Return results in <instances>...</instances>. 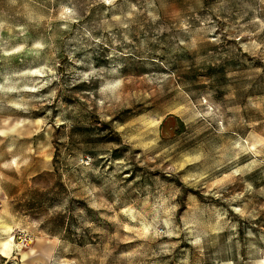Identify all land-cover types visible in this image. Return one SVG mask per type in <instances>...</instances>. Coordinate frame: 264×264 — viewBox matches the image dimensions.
Returning <instances> with one entry per match:
<instances>
[{
    "label": "rangeland",
    "instance_id": "374dc122",
    "mask_svg": "<svg viewBox=\"0 0 264 264\" xmlns=\"http://www.w3.org/2000/svg\"><path fill=\"white\" fill-rule=\"evenodd\" d=\"M11 235L0 264L38 239L49 264H264V0H0Z\"/></svg>",
    "mask_w": 264,
    "mask_h": 264
},
{
    "label": "bare ground",
    "instance_id": "6f19581e",
    "mask_svg": "<svg viewBox=\"0 0 264 264\" xmlns=\"http://www.w3.org/2000/svg\"><path fill=\"white\" fill-rule=\"evenodd\" d=\"M13 131V130H12ZM44 239H38L37 244L31 246L28 250L22 252L21 264H34L37 259H41L45 264H49L54 246L51 244H42ZM17 247L14 236L0 240V255L9 257ZM12 264H16L13 262Z\"/></svg>",
    "mask_w": 264,
    "mask_h": 264
},
{
    "label": "snow or ice",
    "instance_id": "6c2138e0",
    "mask_svg": "<svg viewBox=\"0 0 264 264\" xmlns=\"http://www.w3.org/2000/svg\"><path fill=\"white\" fill-rule=\"evenodd\" d=\"M105 2L107 3V2H110V0H105Z\"/></svg>",
    "mask_w": 264,
    "mask_h": 264
}]
</instances>
